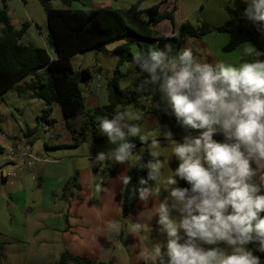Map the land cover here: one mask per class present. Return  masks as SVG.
<instances>
[{
	"label": "clouds",
	"instance_id": "obj_1",
	"mask_svg": "<svg viewBox=\"0 0 264 264\" xmlns=\"http://www.w3.org/2000/svg\"><path fill=\"white\" fill-rule=\"evenodd\" d=\"M245 3L244 15L264 36V0ZM250 52L264 55L251 46L238 63L212 62L198 59L192 48L174 51L165 44L137 51L131 64L122 66L123 72L135 65L146 73L143 85H158L179 123L197 132L184 135L181 142L171 131L163 132L178 166L159 186L161 154L150 149L152 159L140 164L148 172L139 180V198L147 200L161 188L168 192L153 212L167 242L163 252L155 244L150 254L141 256L145 264H165V257L166 264H260L248 245L264 252V62L247 59ZM143 115L133 118L125 110L94 117L98 130L115 145L104 153L108 160L130 159L135 144L129 137L159 143L132 122ZM177 178L189 187H173ZM149 180L155 185L147 186ZM129 181V176L123 178L125 185ZM135 229L143 231L144 225ZM221 242L226 249L218 246Z\"/></svg>",
	"mask_w": 264,
	"mask_h": 264
},
{
	"label": "rangeland",
	"instance_id": "obj_2",
	"mask_svg": "<svg viewBox=\"0 0 264 264\" xmlns=\"http://www.w3.org/2000/svg\"><path fill=\"white\" fill-rule=\"evenodd\" d=\"M109 1H111V5L109 7L116 9L126 7L123 6V4H128L130 6L131 4L136 3L138 0ZM115 1L117 2L115 3ZM157 3H159L161 6L159 12L165 13L172 10L174 0H142L139 4V8L141 10H145L151 5ZM175 3L178 7V11L176 12V23L188 21L194 27L200 26L202 22H207L210 25L222 24L227 18L226 7H230L235 10H239L243 6L247 7L245 0H179L175 1ZM5 5L6 11L9 17L12 19L13 25L16 29H20L24 23H27L25 31L21 37V42L27 45L43 47L46 50L48 49L49 53L54 58L55 53L53 49L49 47L46 39L47 27L45 14L38 0H26L25 3H23L21 0H5ZM51 5L55 8L79 7L87 9V7H89L87 3L81 5L78 2L73 1L70 4H67L62 0H51ZM2 7L3 1L0 0V8ZM153 29L162 35L169 36L172 31L171 24L168 20H163L162 22L156 24L153 26ZM123 43H127L129 49L133 53L138 51L136 44L127 42L124 38H120L104 44L101 48L95 47L83 53H78L71 58V66L74 70L86 67L89 69L91 74L90 79L79 82V86L84 95V102L87 108L107 104L108 100L106 82L112 77L119 56L118 51H114V49ZM184 47L187 46H185L183 43L180 49ZM243 52V49H236L235 51L228 53L218 52L213 53V56L207 59L216 58V60L222 59L225 61L238 63ZM250 58L251 54L248 55L247 59ZM125 63L131 64V61H124L120 66V71L123 74L119 80V87L121 89L127 87L128 81L130 82L129 85L132 84V82L137 77V71L134 65L127 68V70L123 72L122 66H124ZM96 84H99L100 86L96 87ZM31 89L32 81L30 77H25L15 83L12 89L0 94V126H2L5 132L9 135L14 134L16 136L15 139L17 143L21 138L26 137V134L30 129L26 126L27 124H29V126L31 123L32 125H37L36 120L33 119V121H31L30 119V109L35 106V102L29 100L31 97L27 96V94L31 93ZM165 100L168 102L166 97ZM26 102L29 103L25 104ZM168 104L170 103L168 102ZM150 105H152V103L149 97H141L135 101L126 103L124 110L129 111L131 117L134 118L138 113L144 114V112L141 110V106L147 110ZM51 107L52 114L50 118H53V123L49 126V133L39 131L38 136L33 139V143L26 142L24 147H30L31 149L32 145L34 146L42 142H45L48 145H51V143H59L69 146L72 144L73 140L71 138V133L65 125V119L61 114L58 104L53 103ZM22 108L24 109V112ZM144 118L145 117L139 121L134 120L132 122L139 123L142 134L150 136L153 140L156 139L159 143L154 145L151 143V140H149L139 146H136L133 149L132 156L126 162H115L108 160L104 156V153L112 150L115 145L111 144L109 139L105 137L106 135L102 134L97 127L91 128V133L94 132L95 139L93 138L92 134H89L87 138H85L84 141L78 145V147L67 150L68 153L70 151L71 155H73L72 158L77 163L76 166H79L78 164L81 165L83 160L82 158H85L86 162L91 161L92 168L89 170L91 181L84 182V179H80V182H78V179L72 180L78 185V188H73L75 190V194L71 195L68 193L67 200L62 199L64 201H61L60 199L58 201L60 202L59 209L61 219L63 221L66 220V217L68 219L67 204H72V211L69 212L70 216L73 215V211L75 210L80 212L78 215H83L85 226L82 228V238L85 240V243L89 242V227L94 229V234H96V231H99V222L94 211L100 213L101 215L103 211H105L104 218H108V221L112 225L116 226L114 230H116L118 235V238H114V236H112L111 240L113 241L115 239H119V237H122L123 235L122 244H120V246L123 250L125 248L131 260V264H145V261L140 257L150 254L155 244H160L161 251H164V245H166L167 242V235L161 230V225L157 223L158 216L153 214V212L155 211V207L164 200L165 196L168 195V192L167 190L161 188L159 194L150 195L147 200H141L139 198L136 201L133 211L129 214L130 216L128 215V217L124 218L121 216L118 203L116 205L114 198L115 190L118 193L120 191V188L117 187V182L122 174L121 167L126 168L127 166H131L142 155L152 159L150 155V149L157 151L161 154L158 157L160 159L159 163L161 171L156 182V186H159L171 173V169L174 170L178 166V160L174 155H171V145L167 144V141L163 136V132L171 131L173 134V139L177 142H181L183 136L186 134H197V132L194 130L185 129L178 120L172 121L171 119H168L167 121H164V126L162 127L159 125V121L154 115L147 116L145 119ZM83 120V117L76 116L72 120L73 128L78 129L83 123ZM18 126L21 130L18 129ZM158 131L161 133L160 135H158ZM57 134L58 136H56ZM61 150H65V148ZM53 156L59 157V154ZM24 160H26V162L25 164L23 163L20 172V177L23 178V180L26 176L27 178L29 177V168L27 167V162L30 159L27 156H24ZM71 173L73 174L70 176V178H76L77 175H79L78 170L75 169L72 170ZM86 173V177L88 179V170H86ZM112 175L114 184L111 186L109 195L105 196L102 190L104 188L105 182L107 180H111L110 178ZM181 180L182 179L177 178V183L173 187H178ZM38 181V179L35 180V185L36 187L40 188L42 187L41 185L43 182H41L38 186ZM121 183L122 178L120 185ZM154 185V181H151L148 184V186ZM36 192L39 194V189ZM116 197L118 198V196ZM73 198L77 200L76 203H71ZM11 205L12 204L9 199L8 190L2 186V182L0 181V241L4 242V245L5 243L6 245L7 243L12 244L8 234V232L11 231L10 224L13 220L12 217H10L9 211V207ZM65 210L67 211L65 212ZM36 211L40 212V209ZM136 224L144 225L143 231H137L135 229ZM40 233L41 231H35V235L37 236ZM103 236L106 238L107 233L104 232ZM6 245L5 247L7 248L8 246ZM112 245L113 242L110 244V248L108 250L102 248L95 253L92 249H90V246L85 244L84 250L88 253V255H91V257H96L95 260L110 261L109 258L111 257V252L113 249ZM218 246L225 249L227 248L223 242H221ZM208 247H213V245H205V248ZM164 259L166 264L167 257ZM0 264H9V262H6L4 257H0ZM149 264H151V262H149ZM157 264H159V262H157Z\"/></svg>",
	"mask_w": 264,
	"mask_h": 264
},
{
	"label": "trees",
	"instance_id": "obj_3",
	"mask_svg": "<svg viewBox=\"0 0 264 264\" xmlns=\"http://www.w3.org/2000/svg\"><path fill=\"white\" fill-rule=\"evenodd\" d=\"M2 1L3 7L0 8V94L6 92L21 79L30 76L32 91L27 96L39 99L45 104L41 114L35 118L36 126L43 123L52 124L51 105L58 104L65 119V125L71 133L73 142L69 146L72 147H77L89 134H92L93 138L95 137L94 132L91 133V128L97 127L94 120L96 115L111 116L116 111H125L126 103L141 97H149L152 103L147 110L141 106L144 115H148V113L154 115L160 126L163 127L164 121L168 119L177 120L172 113L171 105L165 100L166 96L158 89V85H143L142 82L147 74H141L137 66L134 65L137 77L132 84L123 89L119 87V80L123 76L120 66L124 61L132 62L134 54L127 43L114 49V51H118L119 56L112 77L106 82L107 104L87 108L79 82L90 79L91 74L86 67L73 69L71 58L75 54L95 47L101 48L107 42L118 38H124L127 42L136 44L138 51L165 44L176 51L180 50L188 37L199 38L213 31L228 35V41L222 47L223 52H231L240 44L249 42L264 53V36L256 31L252 21L244 15L245 6L239 10L226 7L227 18L217 26L202 22L200 26L194 27L185 21L178 26L176 34L169 36L158 33L153 29V26L163 20H168L172 29L175 30L173 12L176 0L172 5V10L165 13L159 12V3L141 10L139 4L142 0L131 4L127 9L55 8L51 5V0H38L46 18L47 43L55 53V58H51L45 48L21 42L27 23H24L20 29H16L6 11L5 0ZM62 1L70 4L74 0ZM251 59L264 62V55L256 57L252 53ZM144 115L143 117H145ZM76 116H81L84 119L78 129L73 128L72 123ZM214 138L222 139L219 135ZM130 140L134 142L135 147L144 143L134 137H130ZM149 160L151 159L142 155L126 170L124 177L129 176L130 181L127 185L122 183L118 202L120 214L124 218L128 217L139 199L137 188L140 187V178L147 177L148 169L141 167L140 164H146ZM72 180L75 178L67 179L62 186L61 197L65 200H67L66 194L71 186L78 188V185ZM150 182L151 180L148 181V184ZM178 187L184 188L189 185L186 181L181 180ZM65 221L67 222V217ZM67 226L68 223H66ZM3 245L4 242L0 241V257L3 255ZM202 246L205 247V245ZM249 248L252 249L253 255L258 257L260 264H264V252L258 251L256 244H250ZM54 264L113 263L97 261L74 254L69 250H63Z\"/></svg>",
	"mask_w": 264,
	"mask_h": 264
},
{
	"label": "crops",
	"instance_id": "obj_4",
	"mask_svg": "<svg viewBox=\"0 0 264 264\" xmlns=\"http://www.w3.org/2000/svg\"><path fill=\"white\" fill-rule=\"evenodd\" d=\"M22 2L25 3L26 0H23ZM74 2H78L81 5L87 3L89 5L87 9L112 8L109 7L111 5V1L109 0H74ZM116 2L117 1H115V3ZM101 4L105 6H102ZM123 6L126 7L116 9H127L129 7L128 4H123ZM74 9H79V7H74ZM160 9L161 6L159 10ZM177 11L178 7L175 3L173 20L176 30L174 31L171 27L172 31L170 35L176 34L178 26L181 23L185 22L183 21L180 23H176ZM10 20L13 24L11 18ZM227 41V34L217 33L213 31L199 38L188 37L184 41V45L192 48L194 51V55H196L198 59H206L215 62L216 58H207L213 56V53L223 52L222 47L226 44ZM251 46V43L249 44V42H245L240 44L236 49H243L244 51L245 48L250 49ZM236 49H234L233 51H235ZM47 52L50 57L53 58L48 49ZM249 54L252 53L250 52ZM12 87L10 89H12ZM10 89H8L7 91H9ZM29 100L35 102V106L30 109V119L31 121H33V119L35 120V118L41 114L42 109L45 108V104L43 103V101L36 98H29ZM28 103L29 102H26L25 104ZM22 110L24 112L23 108ZM147 116L153 115H145V118ZM41 125H38L36 127L35 125H32V123L30 126L29 124H27L26 126L30 129L28 130L26 137L21 138L18 143L15 139L16 136L14 134L9 135L5 132L4 128L0 126V181L2 182V186H4L6 190H8L9 199L12 204L9 207L10 217H12L13 219L10 224L11 231L8 232L12 244L7 243L6 245L5 243V245L8 247L6 248L4 245L2 257H4L5 261H8L9 264H54L55 260L63 250H69L74 254L85 256L95 260L96 257H91V255H88V253L84 250V245L87 244L88 246H90V249H92L96 253L102 248L108 250L110 248V244L113 242V249L109 260L113 264H131V260L125 248L123 250L120 246V244H122L123 235L122 237H119V239H115L113 241L111 240L112 236H114V238H118V235L114 228L109 227L111 223L108 221V218H104L105 211H103L102 215L94 211L96 217L98 218L97 220L99 222V231H96V234H94V229L89 227V242L87 243H85V240L82 238V228L85 226L83 215H78L80 212H77L76 210L73 211L72 216H70L69 214V212L72 211V204L68 205L67 222L61 219L59 209L60 202L58 201L60 199L61 201H64L61 197V189L64 182L70 178V176L73 174L71 173V171L74 169L78 170L79 172V175H77L75 180L78 179V182H80V179H84V182L91 181L89 170H91L92 168V163L91 161L86 162L85 158H82L83 160L81 165L78 164L79 166H76L77 163L72 158L73 155H71L70 151L69 153L67 152V150L75 148L72 146H67L59 143H51V145H48L47 143L42 142L34 146L32 145L31 149L30 147H24L26 145V142L33 143V139L38 136L39 131L49 133L50 125H47L45 123ZM18 129L21 130L19 126ZM56 136H58V134ZM63 148H65V150H61ZM25 150L31 153L33 157H28L30 159L27 162V167L29 168V177L27 178L26 176L23 180V178L20 177V172L23 163L25 164L27 160H24V156L26 155H23V153L25 152ZM58 154L59 157L53 156ZM10 155H12L14 159H10ZM127 168L128 166L126 168L121 167L122 174L117 182V187L120 188V190ZM10 169L14 172V176H5V171ZM86 170H88L89 180L86 177ZM82 176H84L85 178ZM121 178L122 183L120 185ZM36 179L39 180L38 186L41 182H43V184L41 185L42 187H36ZM110 179L111 180H107L105 182L104 188L102 190L105 196L109 195L111 186L114 184L113 175ZM38 189L40 191L39 194H37L36 192ZM74 191L75 190L71 186L67 191L66 197L68 196V193L74 195ZM116 196H118V198ZM119 196L120 191L118 193L115 190L114 198L116 205L119 202ZM76 202L77 200H75L74 198L71 201V203ZM37 208L40 209V212L36 211L39 210ZM133 209L131 210V212L133 211ZM66 223H68L67 227ZM35 231H41V233L37 236L35 235ZM104 232L107 233L106 238L103 236Z\"/></svg>",
	"mask_w": 264,
	"mask_h": 264
},
{
	"label": "built area",
	"instance_id": "obj_5",
	"mask_svg": "<svg viewBox=\"0 0 264 264\" xmlns=\"http://www.w3.org/2000/svg\"><path fill=\"white\" fill-rule=\"evenodd\" d=\"M99 79V77H98ZM100 85L99 84H96V87H99ZM23 155H26L27 157H33L31 153H29L28 151H25L23 153ZM10 159H14V157H12V155L9 156ZM5 176L7 177H13L14 176V172L10 169V170H7L5 171L4 173Z\"/></svg>",
	"mask_w": 264,
	"mask_h": 264
},
{
	"label": "water",
	"instance_id": "obj_6",
	"mask_svg": "<svg viewBox=\"0 0 264 264\" xmlns=\"http://www.w3.org/2000/svg\"><path fill=\"white\" fill-rule=\"evenodd\" d=\"M67 206H68V204H67ZM67 210H65V212H66Z\"/></svg>",
	"mask_w": 264,
	"mask_h": 264
}]
</instances>
